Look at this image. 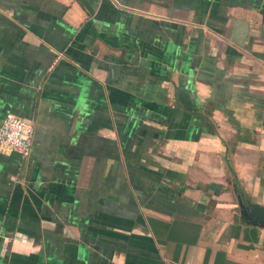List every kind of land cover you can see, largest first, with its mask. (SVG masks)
Wrapping results in <instances>:
<instances>
[{
  "label": "crops",
  "instance_id": "1",
  "mask_svg": "<svg viewBox=\"0 0 264 264\" xmlns=\"http://www.w3.org/2000/svg\"><path fill=\"white\" fill-rule=\"evenodd\" d=\"M9 114L0 264H264V0H0Z\"/></svg>",
  "mask_w": 264,
  "mask_h": 264
},
{
  "label": "built area",
  "instance_id": "2",
  "mask_svg": "<svg viewBox=\"0 0 264 264\" xmlns=\"http://www.w3.org/2000/svg\"><path fill=\"white\" fill-rule=\"evenodd\" d=\"M34 126L16 115L9 114L0 126V148L28 156L32 148Z\"/></svg>",
  "mask_w": 264,
  "mask_h": 264
},
{
  "label": "water",
  "instance_id": "3",
  "mask_svg": "<svg viewBox=\"0 0 264 264\" xmlns=\"http://www.w3.org/2000/svg\"><path fill=\"white\" fill-rule=\"evenodd\" d=\"M238 205L243 223L264 230V206L253 203L241 194L238 196Z\"/></svg>",
  "mask_w": 264,
  "mask_h": 264
},
{
  "label": "trees",
  "instance_id": "4",
  "mask_svg": "<svg viewBox=\"0 0 264 264\" xmlns=\"http://www.w3.org/2000/svg\"><path fill=\"white\" fill-rule=\"evenodd\" d=\"M239 193H241V192H239Z\"/></svg>",
  "mask_w": 264,
  "mask_h": 264
}]
</instances>
